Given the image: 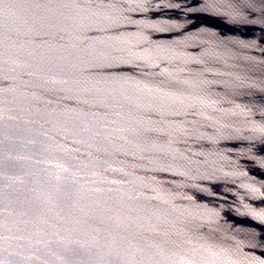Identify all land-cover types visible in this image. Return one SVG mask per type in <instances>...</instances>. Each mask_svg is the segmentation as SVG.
I'll return each instance as SVG.
<instances>
[{
    "label": "water",
    "instance_id": "95a60500",
    "mask_svg": "<svg viewBox=\"0 0 264 264\" xmlns=\"http://www.w3.org/2000/svg\"><path fill=\"white\" fill-rule=\"evenodd\" d=\"M0 264H264V0H0Z\"/></svg>",
    "mask_w": 264,
    "mask_h": 264
}]
</instances>
